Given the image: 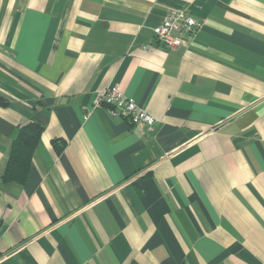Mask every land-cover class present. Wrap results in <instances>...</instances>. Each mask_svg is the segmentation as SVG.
Listing matches in <instances>:
<instances>
[{
  "label": "crops",
  "instance_id": "obj_1",
  "mask_svg": "<svg viewBox=\"0 0 264 264\" xmlns=\"http://www.w3.org/2000/svg\"><path fill=\"white\" fill-rule=\"evenodd\" d=\"M116 84L152 131L93 105ZM0 264H264V0H0Z\"/></svg>",
  "mask_w": 264,
  "mask_h": 264
},
{
  "label": "built area",
  "instance_id": "obj_2",
  "mask_svg": "<svg viewBox=\"0 0 264 264\" xmlns=\"http://www.w3.org/2000/svg\"><path fill=\"white\" fill-rule=\"evenodd\" d=\"M200 22L190 13L178 8H171L162 22L155 27V38L166 49L187 45L197 31ZM95 107L105 106L112 116H123L131 123H145L147 130L152 131L157 120L156 116L129 97L116 84L112 87L99 89L94 97Z\"/></svg>",
  "mask_w": 264,
  "mask_h": 264
},
{
  "label": "trees",
  "instance_id": "obj_3",
  "mask_svg": "<svg viewBox=\"0 0 264 264\" xmlns=\"http://www.w3.org/2000/svg\"><path fill=\"white\" fill-rule=\"evenodd\" d=\"M43 125L38 121L22 124L18 135L12 142L10 161L4 177L25 182L31 170L32 157L43 131Z\"/></svg>",
  "mask_w": 264,
  "mask_h": 264
}]
</instances>
